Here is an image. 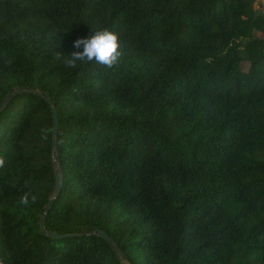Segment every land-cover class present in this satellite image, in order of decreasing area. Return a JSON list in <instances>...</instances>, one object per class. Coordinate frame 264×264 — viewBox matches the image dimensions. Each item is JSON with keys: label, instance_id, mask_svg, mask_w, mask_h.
Returning a JSON list of instances; mask_svg holds the SVG:
<instances>
[{"label": "trees", "instance_id": "16d2710c", "mask_svg": "<svg viewBox=\"0 0 264 264\" xmlns=\"http://www.w3.org/2000/svg\"><path fill=\"white\" fill-rule=\"evenodd\" d=\"M256 1L0 0V104L22 89L0 112L6 264H264ZM105 28L118 66L65 65L76 39ZM45 94L62 174L45 227L58 238L39 224L55 185Z\"/></svg>", "mask_w": 264, "mask_h": 264}, {"label": "clouds", "instance_id": "9594fccd", "mask_svg": "<svg viewBox=\"0 0 264 264\" xmlns=\"http://www.w3.org/2000/svg\"><path fill=\"white\" fill-rule=\"evenodd\" d=\"M74 48L81 49L70 53L65 58L64 63L67 67L75 68L79 63H92L102 66L104 69H112L121 63L123 52L121 42L116 31L95 30L87 38H78L74 41ZM5 160L0 157V168L4 167ZM37 199L36 194L31 189L23 192L19 198V204L28 206ZM0 264H6L3 258H0Z\"/></svg>", "mask_w": 264, "mask_h": 264}, {"label": "water", "instance_id": "95a60500", "mask_svg": "<svg viewBox=\"0 0 264 264\" xmlns=\"http://www.w3.org/2000/svg\"><path fill=\"white\" fill-rule=\"evenodd\" d=\"M22 91L20 86H17L14 88V90L5 97L3 102L0 104V112L1 110L8 104L9 100L15 95L17 92ZM44 98L48 101L51 111H52V117H53V126H52V131H53V140H52V148H53V164H54V172H55V185L53 188V194L50 196V199L48 203L45 205L44 211L40 216L39 224L41 231L54 238H58L60 236H64V234H60L54 230H48L45 227V220H46V214L49 211L53 201L56 199V197L59 194L60 188H61V183H62V174L60 167L58 166L57 163V151H56V140H57V134H58V124H59V119H58V112L57 109L53 105V101L51 100L49 94H45ZM102 238H104L115 250V252L118 254V256H122V252L119 249V247L116 245L115 241L113 238L106 233L103 230H99L97 232ZM123 264H131L130 262L123 260Z\"/></svg>", "mask_w": 264, "mask_h": 264}, {"label": "rangeland", "instance_id": "374dc122", "mask_svg": "<svg viewBox=\"0 0 264 264\" xmlns=\"http://www.w3.org/2000/svg\"><path fill=\"white\" fill-rule=\"evenodd\" d=\"M255 5H256L258 8L264 10V0H257L256 3H255ZM260 35H263V33H260Z\"/></svg>", "mask_w": 264, "mask_h": 264}]
</instances>
